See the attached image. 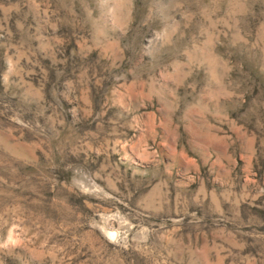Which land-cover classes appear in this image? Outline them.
Listing matches in <instances>:
<instances>
[{"label": "rangeland", "instance_id": "obj_1", "mask_svg": "<svg viewBox=\"0 0 264 264\" xmlns=\"http://www.w3.org/2000/svg\"><path fill=\"white\" fill-rule=\"evenodd\" d=\"M0 264H264V0H0Z\"/></svg>", "mask_w": 264, "mask_h": 264}]
</instances>
